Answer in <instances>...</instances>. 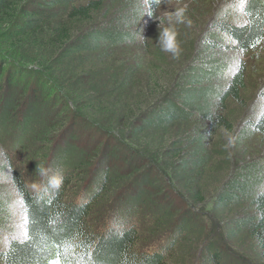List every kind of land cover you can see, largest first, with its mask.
Instances as JSON below:
<instances>
[{
    "label": "trees",
    "instance_id": "1",
    "mask_svg": "<svg viewBox=\"0 0 264 264\" xmlns=\"http://www.w3.org/2000/svg\"><path fill=\"white\" fill-rule=\"evenodd\" d=\"M166 2L0 0L1 264H264V0ZM168 3L192 21L176 59ZM209 179L210 222L188 202Z\"/></svg>",
    "mask_w": 264,
    "mask_h": 264
},
{
    "label": "clouds",
    "instance_id": "2",
    "mask_svg": "<svg viewBox=\"0 0 264 264\" xmlns=\"http://www.w3.org/2000/svg\"><path fill=\"white\" fill-rule=\"evenodd\" d=\"M151 3L156 5H161V3H167L166 0H151ZM175 11H164L168 18V25L166 27H160V34L158 37V45L160 46L161 51L171 54L173 59L179 58L181 54V44L178 39V30L176 25L178 24H186V26H191L192 21L187 18V7L186 6H179L174 7ZM150 15L153 14L152 11H148ZM160 24L162 23V17H159ZM143 29L140 34L141 42H143L146 37L142 34ZM226 143L224 144L225 150L232 148L235 144V137L228 131L224 132ZM4 155V150L0 149V156ZM9 171L0 174V182H8L5 180V176H10L12 180H15L14 177ZM36 174L40 177H45L47 183L45 185H41L39 181H35L33 183V187L37 190H43L47 192L49 189L58 191L62 185L64 177L61 172L56 171L53 172L50 168L41 167L40 162L38 164Z\"/></svg>",
    "mask_w": 264,
    "mask_h": 264
},
{
    "label": "rangeland",
    "instance_id": "3",
    "mask_svg": "<svg viewBox=\"0 0 264 264\" xmlns=\"http://www.w3.org/2000/svg\"><path fill=\"white\" fill-rule=\"evenodd\" d=\"M234 2H236V0H226V1L222 0V5L221 6L225 7V9H226L227 6L234 5L235 4ZM187 5L188 4H182V5H179V6H187ZM165 6L166 7L163 8V10L161 11L159 17L160 16L161 17L162 16H166V13L164 11H175V8L174 7H179L178 5H175V3H168ZM159 17H157V19H155V20L157 21L159 19ZM242 58L245 59V60H248L249 59V57H242ZM250 68L253 70L251 76L252 77L254 76V78H256V76H257L258 73L262 72V70L264 69V49L261 51V55H259L258 58H251L250 59ZM249 108H251V107H249ZM249 110H251V109H249ZM115 137L117 138L118 136H115ZM175 138H177V137L175 136ZM156 139L158 140V137H156ZM222 142H223V144L226 143L225 137L222 140ZM126 145H128V144H126ZM251 148L255 149V152H258V149L260 148V145H259L258 142H254V146L253 147L251 146ZM230 152L232 154V158L235 156L234 158L236 160H238V161H242V159L244 158L243 157V155H244L243 149L236 147L235 144H234V146L232 148H230ZM234 158H233V160H234ZM18 160H20V166H22L23 168H26V165L28 163H24V159L23 158H19ZM229 171H231V170H229ZM209 181H211V187H210L211 196H208L207 197L206 202L204 204H197V203H195L191 197L189 198V201H188V202H190V205L193 206L198 212H201V211H205L206 212V214H204V216L207 215L208 222H210L209 220L211 218L210 217V211H211L212 206H213V195H215V193L217 191V189L215 190V188L218 185V184H213L214 183L213 182V179L212 180L209 179ZM1 184H4V186L5 185L6 186H9L7 182H1ZM169 187L170 188L171 187L172 188H175V190H174L175 192L176 191L177 192L178 191H181V192L183 191V189L180 186H178V184L175 185V187H173V185L172 186L170 185ZM184 192H186V191H184ZM18 202H19V200H17V198L15 197V203H14V206H13V209H14V219H15L14 228H16L15 231L18 234L23 235V224H24V221L23 220H24V216H23V214L21 212H19V206L20 205H19ZM201 213H203V212H201ZM103 223L104 222H102L101 225ZM157 240H160V238L159 239H156V241ZM154 242H155V240L151 241L148 245L147 244L146 245L148 247L155 246L154 245ZM2 247H3V240L0 242V248H2ZM0 264H1V262H0Z\"/></svg>",
    "mask_w": 264,
    "mask_h": 264
},
{
    "label": "snow or ice",
    "instance_id": "4",
    "mask_svg": "<svg viewBox=\"0 0 264 264\" xmlns=\"http://www.w3.org/2000/svg\"><path fill=\"white\" fill-rule=\"evenodd\" d=\"M239 4L242 6L245 3V0H238ZM55 264H60V261L57 260Z\"/></svg>",
    "mask_w": 264,
    "mask_h": 264
}]
</instances>
